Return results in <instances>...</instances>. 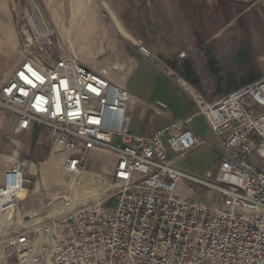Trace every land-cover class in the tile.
Returning <instances> with one entry per match:
<instances>
[{"label": "built area", "instance_id": "obj_1", "mask_svg": "<svg viewBox=\"0 0 264 264\" xmlns=\"http://www.w3.org/2000/svg\"><path fill=\"white\" fill-rule=\"evenodd\" d=\"M17 12L20 61L0 74V120L6 115L16 135L49 130L70 176L86 170L92 152L114 157L116 190L63 214L34 217L21 196L30 195L32 182L24 164L10 158L0 177V264H264V77L208 103L137 46L189 95L217 143L214 179L199 178L170 157L205 144L190 127L193 117L173 120L157 102L171 122L150 136L133 132V96L114 84L110 69L61 54L39 2L19 0Z\"/></svg>", "mask_w": 264, "mask_h": 264}, {"label": "rangeland", "instance_id": "obj_2", "mask_svg": "<svg viewBox=\"0 0 264 264\" xmlns=\"http://www.w3.org/2000/svg\"><path fill=\"white\" fill-rule=\"evenodd\" d=\"M35 1L42 5V0ZM187 1L191 2L193 6L206 5L202 2L194 3V0H183L184 5ZM239 1L243 3L228 4L225 2L217 3L216 1H212L210 5L216 6V4H218V6L234 8L227 15V23L230 19L235 18L239 12L249 8L252 9L248 14H245L242 19L237 21V23L239 22L238 26L230 28V32L233 30V32H235V29L237 30L236 37H232V39L228 37L229 39L227 42H194L193 46L184 48V57H181L182 54H180L177 62L173 63L175 67L169 63V66L173 67L178 74H182L184 77H190L188 69L191 68L192 70L193 64L198 66L200 75H196V77L192 76V79H189L191 81H193L194 78L198 79V87L196 88L208 103H214L222 98L223 95L220 94L222 90L229 88L228 92H231L234 89L264 77V37L261 36L257 39H250L248 37L250 36V31L247 30L248 28L245 25L250 22L260 25L264 24V0ZM0 2H7L6 12L2 9L0 10L1 19L4 20H2L4 30H0V37L2 41H5V39L6 41L7 39H14V43L9 44V46L0 44V49H2L0 50V74H4L11 71L20 61L21 29L18 24L17 12L19 0H0ZM111 15L113 16L112 13ZM240 23L242 26H239ZM52 27L54 31H56L54 26ZM259 33L264 36L263 31H259ZM55 34L57 48L60 50L61 54H65L66 45L59 39L57 31ZM150 66L151 70L147 71V79L149 80V82L147 80V85L143 83L144 79H138L137 74L132 76L129 80V88L134 91L138 97H141L148 105H153L157 101L166 104L169 110L177 117L186 114L188 111H197L196 105L188 94L183 92L169 78H166V76L154 65L151 64ZM168 79L172 82L169 81V85ZM189 83L191 84V82ZM155 116L156 123H159L161 118L157 115ZM137 119L138 113H134L133 126ZM191 127L195 131L198 130L203 135L205 144L185 157L180 158L173 155L170 157L176 161V167L178 169L199 178L213 180L218 165L217 143L213 135L207 129L202 117H197ZM41 130H44V128H38L36 132L33 133L34 137L31 136V134L16 135L13 132V128L8 125L7 119L0 123V177L1 173H3L4 169L8 166L6 162L10 158H15L23 164L27 163L25 168L28 173V179L31 180L32 184L28 186L30 195H28L24 202V211H33L45 215L50 209L48 208V203L51 201L49 196L50 193L65 189L63 182L66 181V183H69L73 180V176L68 174L63 175L61 173L58 165L60 155H57L58 157L53 156L54 143L51 138L46 142H40V140L44 138ZM46 161L50 163L46 166V169H48V176L46 184H42L40 178L43 173L42 169L47 163ZM112 164L113 158L111 156L105 155L104 153L92 152L87 161L86 171L91 169L99 173L108 184L115 186L111 177ZM32 165H36L38 168L37 172L32 171ZM76 180H78L75 185L76 205L81 203L79 199L81 200L95 192L100 194L102 192L105 193L106 195H101L103 196L102 200H104L107 195L113 193L112 190H116L115 187L102 185L96 182V180H90L82 175ZM37 183L41 185V192L40 190H35ZM108 190H111V193L108 192ZM51 206L55 207L57 204ZM60 209L62 210L63 208L60 206ZM7 264H18V262L9 261Z\"/></svg>", "mask_w": 264, "mask_h": 264}, {"label": "crops", "instance_id": "obj_3", "mask_svg": "<svg viewBox=\"0 0 264 264\" xmlns=\"http://www.w3.org/2000/svg\"><path fill=\"white\" fill-rule=\"evenodd\" d=\"M212 1L243 3L239 0H194V3L202 2L206 5L193 6L188 1L184 5L183 0H42V5L59 39L66 45L65 54L77 58L93 70L101 66L108 67L114 84L125 88L133 96L129 107L132 117L131 130L143 136H150L167 126L171 119L157 105L158 101L148 105L129 88V80L135 74L138 79H144L143 83L147 85V71L151 70L152 62L143 58L137 46L143 44L163 62L171 63L175 67L173 63L177 62L180 54H185L184 48L193 46L194 42H227L229 38L236 37L237 30L230 32V28L238 26L237 21L252 9L239 12L227 23V15L234 8L218 4L210 6ZM245 25L250 31V39L264 37L259 33L264 32V24L250 22ZM239 26H242L241 23ZM198 69V66L193 64L197 76L200 75ZM184 78L198 87V81L194 83L188 77ZM167 81L169 85L171 81ZM228 91L229 88L220 91V94L225 96L231 93ZM168 112L176 121L193 117L194 122L197 117H202L197 111H188L179 117L169 108ZM134 113H138V119L133 126ZM155 115L161 118L159 123H156ZM6 119L7 116L3 115L0 123ZM205 125L209 130L206 122ZM38 128L44 127H36L32 132L24 134L34 137L33 133ZM41 133L44 138L42 137L40 142L50 140L49 130L44 128ZM195 133L205 142L198 130ZM112 158L111 175L116 166V160Z\"/></svg>", "mask_w": 264, "mask_h": 264}, {"label": "bare ground", "instance_id": "obj_4", "mask_svg": "<svg viewBox=\"0 0 264 264\" xmlns=\"http://www.w3.org/2000/svg\"><path fill=\"white\" fill-rule=\"evenodd\" d=\"M14 8V7H13ZM6 10L7 9V2H0V10ZM46 10V9H45ZM6 12V11H5ZM4 12V13H5ZM8 13V12H7ZM55 18V17H54ZM3 19H1V16H0V30H4V27H3V21H2ZM124 27V26H123ZM124 30V29H123ZM6 31V30H5ZM125 31V30H124ZM56 32V31H55ZM127 33V32H126ZM64 34V33H63ZM67 39V38H66ZM13 40V41H12ZM12 43H14V39H11V40H9V39H7V41H6V39H5V41H2V39H1V37H0V44H2V45H5V46H9V44H12ZM1 45V46H2ZM3 48H5V47H3ZM0 50H2V49H0ZM4 51H5V49H4ZM59 156L60 155V157H59V168H60V171H61V173L63 174V175H67V173H66V171H65V169H64V153H62V151H61V149L58 147V146H54V148H53V156ZM57 156V157H58ZM7 160V159H6ZM48 160V159H47ZM9 162V160L6 162V163H8ZM47 162V161H46ZM48 163L49 162H47L45 165H44V168L42 169V171H43V173H42V176H41V178H40V182L42 183V184H46V179H47V176H48V169H46V166L48 165ZM5 164V163H4ZM27 164V163H26ZM26 164H24V166L26 165ZM50 164V163H49ZM33 166V169H32V171H34V172H37L38 171V168L36 167V165H32ZM59 170V169H58ZM86 171V170H85ZM83 172L82 174H80L79 176H85V177H87L88 179H90V180H96V182H99L100 184H102V185H108V186H111V187H113L114 188V186H112V185H110V184H108L107 183V181L99 174V173H97V172H95V171H92L91 169H88V171H86V172ZM60 173V174H61ZM61 174V175H62ZM79 176H77V177H75V176H73V180H71L69 183H66V181H64L63 182V186H65V189H63L62 191H55V192H52V193H50V202L48 203V208H50L49 209V211H48V216L47 217H53L54 215H58V214H63V212H66L67 210H72V209H74L75 207H77V206H79V205H81V204H84V203H89V202H94V201H96V202H99V201H101L102 200V197L103 196H101V195H104L105 193H93V194H90V195H88V196H86L85 198H83V199H79V201L81 202V203H79L78 205H76V200H75V194H76V190H75V185L77 184V182H78V180H76ZM41 189V185H40V183H37L36 184V191H39ZM93 191V190H92ZM40 192H41V190H40ZM106 195V194H105ZM21 196H22V199L25 201L26 199H27V197H28V192H27V190L25 191H23L22 192V194H21ZM63 197H67L69 200H71V202H72V204H71V206L70 207H66L64 204H63V201H62V199H63ZM93 198V199H92ZM90 199H92V200H90ZM48 200V199H47ZM90 200V201H89ZM78 201V202H79ZM57 204V206H55V207H52L51 205H54V204ZM60 206L63 208L62 210L60 209ZM47 207V206H46ZM51 210V211H50ZM29 214H32L34 217L36 216V214H37V212H33V211H31ZM0 233H1V228H0ZM2 257H3V253H2V251H1V249H0V260L2 259ZM22 261L23 262H27V258L26 257H24V256H22Z\"/></svg>", "mask_w": 264, "mask_h": 264}, {"label": "trees", "instance_id": "obj_5", "mask_svg": "<svg viewBox=\"0 0 264 264\" xmlns=\"http://www.w3.org/2000/svg\"><path fill=\"white\" fill-rule=\"evenodd\" d=\"M189 68V67H188ZM188 73H189V75H190V77L189 76H186V77H188V79L190 78H192V76H195L196 77V73L194 72V70L192 69L191 70V68L190 69H188ZM182 75V74H181ZM183 76V75H182ZM197 81H198V79H196V78H194V80H193V82L194 83H197Z\"/></svg>", "mask_w": 264, "mask_h": 264}]
</instances>
